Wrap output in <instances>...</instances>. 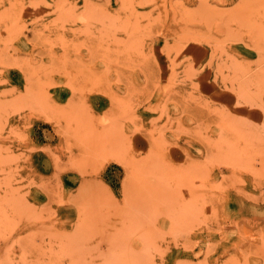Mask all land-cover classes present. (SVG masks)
<instances>
[{"label": "rangeland", "instance_id": "1", "mask_svg": "<svg viewBox=\"0 0 264 264\" xmlns=\"http://www.w3.org/2000/svg\"><path fill=\"white\" fill-rule=\"evenodd\" d=\"M263 113L264 0H0V264H264Z\"/></svg>", "mask_w": 264, "mask_h": 264}, {"label": "bare ground", "instance_id": "2", "mask_svg": "<svg viewBox=\"0 0 264 264\" xmlns=\"http://www.w3.org/2000/svg\"><path fill=\"white\" fill-rule=\"evenodd\" d=\"M263 114H264V113H263ZM255 115H256V114H255ZM246 116H247V115H246ZM248 116H249V115H248ZM248 116H247V117H248ZM252 116H254V113H253ZM262 116H263V115H261L260 117L262 118ZM250 117H251V116H249L248 118H250ZM251 118H254V117H251ZM251 118H250V119H251ZM255 118H257V117H255ZM261 118H260V119H261ZM260 119H259V120H260ZM252 120H254V119H252ZM259 120H258V121H259ZM261 121H262V120H261ZM263 121H264V119H263ZM263 121H262V122H263ZM219 122H221V121H219ZM220 124H222V123H220ZM219 126H220V125H219ZM222 127H223V126H222ZM220 129H221V128H220ZM175 228H176V227H175ZM168 230H169V229H168ZM169 233H170V232H169Z\"/></svg>", "mask_w": 264, "mask_h": 264}]
</instances>
